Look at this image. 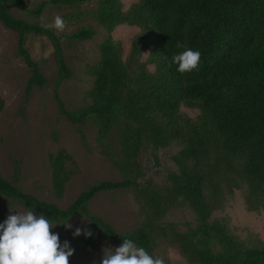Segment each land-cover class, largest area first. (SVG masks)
<instances>
[{"label": "trees", "instance_id": "trees-1", "mask_svg": "<svg viewBox=\"0 0 264 264\" xmlns=\"http://www.w3.org/2000/svg\"><path fill=\"white\" fill-rule=\"evenodd\" d=\"M87 1L45 0L32 13L39 16L46 5ZM96 1L92 15L99 24L140 23L141 33L125 59L118 40L109 36L99 45L101 60L93 67L95 82L88 91L91 103L85 108L67 109L55 88L60 113L73 123L96 118L103 153L109 151L105 145L115 130L121 150L130 157L145 145L168 146L177 140L181 147L171 159L179 171L168 176V188L174 197L187 202L197 223L185 231L170 224L167 233L194 264H264V241L240 239L225 225L209 220V194L222 182L244 184L251 197L264 195V0H140L127 11L121 10L120 0ZM21 4L22 0H0V22L17 34V54L30 70L25 87L29 93L44 85L46 78L26 46L28 34L49 39L61 79L70 76V69L61 35L45 30L43 22L17 18L10 12V5ZM65 36L86 40L94 36V29L83 27ZM177 42L201 52L198 70L177 72L172 57L184 50L176 47ZM147 45H152L147 61L155 64L153 71L140 60ZM182 103L199 108L196 119L177 114ZM69 159L65 149L49 155L52 189L58 197L67 181L65 163ZM138 178L125 175L120 180H98L66 208L25 192L1 176L0 195L37 215L44 214L53 223L87 220V229L93 233L90 237H74V228L57 225L65 230L71 248L78 243L84 254L102 240L120 245L125 238L153 254L154 236L164 230L157 222L162 203L155 190L144 191L151 217L129 232L117 231L88 207L101 192L140 186ZM6 218L0 202V223Z\"/></svg>", "mask_w": 264, "mask_h": 264}, {"label": "rangeland", "instance_id": "rangeland-1", "mask_svg": "<svg viewBox=\"0 0 264 264\" xmlns=\"http://www.w3.org/2000/svg\"><path fill=\"white\" fill-rule=\"evenodd\" d=\"M42 1L45 0H22L21 5H10V12L28 21L51 23L56 15L67 21L64 32L53 31L62 36L70 76L61 79L49 39L40 34H28L26 46L38 62L46 82L26 93L30 70L17 54V34L0 22V176L25 192L66 208L78 194L98 180H120L125 175H138L140 186L101 192L90 200L89 209L117 231L129 232L151 217L144 191L151 193L155 190L162 203L157 222L164 230H158L154 236L153 255L163 257L165 264H194L167 233L170 224L178 231H185L197 223L196 214L187 202L174 197L168 188V176L179 171L171 159L181 147L179 142L172 140L168 146L159 147L145 145L137 156L130 157L121 150L119 133L115 130L105 145L109 151L103 153L96 118L91 116L82 123H73L60 113L54 98L57 88L67 109L80 110L88 106L91 103L88 91L95 82L93 67L101 60L99 45L109 36L118 40L122 59H125L133 40L141 33L142 25L128 21L110 27L99 24L92 15L97 8L96 0L46 5L41 14L35 16L32 10ZM139 1L120 0L121 10H129ZM83 27L94 29V36L81 41L65 36ZM151 50L152 45H147L140 52V60L145 62L149 71L155 66L147 61ZM199 113L198 107L184 103L177 109V114L194 119ZM115 127H121L118 120ZM60 149H65L70 159L65 163L67 181L64 191L58 197L52 189L49 155ZM209 195L210 221L225 225L240 239L257 237L264 241V195L251 197L244 184L223 182ZM0 202L5 216L30 210L2 195ZM70 224L82 232L89 226L82 218L74 219ZM51 231L59 234L61 244L67 240L63 228L56 226ZM117 246L114 242L102 240L93 251L84 254L78 243H74L70 264H100L102 249Z\"/></svg>", "mask_w": 264, "mask_h": 264}, {"label": "clouds", "instance_id": "clouds-1", "mask_svg": "<svg viewBox=\"0 0 264 264\" xmlns=\"http://www.w3.org/2000/svg\"><path fill=\"white\" fill-rule=\"evenodd\" d=\"M41 27L64 32L67 21L56 15L51 23H42ZM176 47L184 49L172 57L177 72L183 75L198 70L201 52L185 48L180 42H177ZM57 225H63L66 230L73 227L68 219L62 223H53L44 214L37 215L34 210L9 214L0 223V264H70L69 258L74 249L67 240L61 244L59 234L51 231ZM81 234L86 237L93 235L90 229H84L82 233L79 227L73 232L74 237ZM102 252L100 264H165L163 257L150 254L129 238L123 239L117 247H104Z\"/></svg>", "mask_w": 264, "mask_h": 264}]
</instances>
